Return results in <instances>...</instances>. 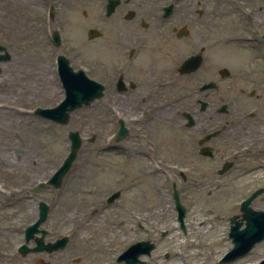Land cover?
<instances>
[{
    "label": "rangeland",
    "instance_id": "374dc122",
    "mask_svg": "<svg viewBox=\"0 0 264 264\" xmlns=\"http://www.w3.org/2000/svg\"><path fill=\"white\" fill-rule=\"evenodd\" d=\"M197 9L214 12L220 33L228 39L226 58L221 59L217 51L214 58L231 74L229 98L222 100L229 111L224 118L229 127L223 136L229 141L220 145L226 147L227 154L215 156L213 173L207 178L188 179L190 184L182 191L181 179L167 173L150 148L133 144L129 137L116 142L117 120L126 115L119 113L110 99L75 111L66 126L33 114L35 108H52L64 97L57 55H64L74 70L86 55L93 58V46L82 44L88 40L87 30L83 38H76L72 29L77 23L88 28V19H69L65 34L68 43L59 50L44 45L33 20L22 18L16 26L11 35L16 47L7 50L10 60L0 63V190L16 193L12 188L21 180L27 181V186L45 180L68 154L67 133L77 131L83 140L62 186L52 189L54 205L45 227L54 240L69 237L66 248L54 255L55 262L117 264V256L134 240L130 239L128 223L139 207L147 210L158 236L166 231L173 245L158 252L151 264H197L198 258L203 260L205 256L210 258L206 264L252 260L259 264L264 260L263 240L246 255L221 261L233 248L229 218L241 219L240 203L263 190L251 208L264 210V0H198ZM249 69L260 88L253 96L249 91L257 87L238 77ZM241 88L246 90L243 95L237 91ZM219 100L215 97L214 103L220 106ZM225 161L232 166L219 175ZM257 161L263 164L261 173L254 168ZM140 168L146 174L140 175ZM172 182H176L186 208L185 233L176 221ZM115 192H120L119 198L107 204V198ZM9 196L0 195L5 201L0 207V220L12 215L13 211L4 206L11 202ZM135 235V239L144 236L138 228ZM217 239L223 242L214 243ZM258 245L261 249L256 257L253 253ZM165 251L170 254L169 260L162 256ZM196 252L201 255L197 259Z\"/></svg>",
    "mask_w": 264,
    "mask_h": 264
},
{
    "label": "flooded vegetation",
    "instance_id": "af4514ba",
    "mask_svg": "<svg viewBox=\"0 0 264 264\" xmlns=\"http://www.w3.org/2000/svg\"><path fill=\"white\" fill-rule=\"evenodd\" d=\"M197 3L198 0H0V45L6 50L16 47L11 35L20 19L26 18L33 20L45 46L59 50L68 43L65 34L69 19H88L87 29L78 23L72 28L76 38H83L87 30L88 40L82 44L92 45L94 50L93 58L86 55L79 60L77 70L103 86V95L97 101L108 98L119 113L126 115L117 120L118 128L123 121L128 141L150 148L163 169L181 179L182 191L190 184L188 179L207 178L213 173L215 156L227 154L226 147L220 145L229 141L223 136L229 127L224 119L229 111L226 108L222 112L220 107L224 105L222 100L229 98L231 76L221 77V70L226 68L219 67L214 58L215 51L221 59L226 58L228 39L219 31L217 15L198 10ZM91 30L94 38L88 34ZM190 57H198L199 66L182 74L181 67ZM9 60L10 55L0 63ZM252 74L249 69L238 77L257 87ZM214 82L216 89H203ZM257 89L260 88L250 89L249 96L256 95ZM237 91L243 95L246 90ZM215 97L221 99L220 106L214 103ZM143 171L140 168L138 172L146 174ZM32 176H36L35 171ZM36 184L37 181L27 186V181H19L12 188L19 196L0 190V195H10L11 202L4 206L13 211L10 218L3 216L0 220V264H59L54 255L61 251L38 250L39 239L46 248L55 241L45 227L54 200L51 186L37 191ZM173 184L178 188L176 182ZM22 192L26 194L20 195ZM40 202L48 207L47 220L41 227L45 234L30 235L27 229L38 219ZM3 203L0 198V207ZM135 214L128 223L130 239L134 240L127 248L140 242L151 243L149 255L140 258L142 264H151L158 252L173 247L171 236L166 231L158 236L144 208L139 207ZM137 228L144 234L140 239H135ZM162 256L170 258L168 251Z\"/></svg>",
    "mask_w": 264,
    "mask_h": 264
},
{
    "label": "water",
    "instance_id": "95a60500",
    "mask_svg": "<svg viewBox=\"0 0 264 264\" xmlns=\"http://www.w3.org/2000/svg\"><path fill=\"white\" fill-rule=\"evenodd\" d=\"M93 37V33H90ZM57 40V38H56ZM0 50H4L0 47ZM7 55L0 58L7 59ZM58 74L62 82L64 89V99L55 107L52 108H36L34 115L41 117L45 120H49L59 125H67L70 119L71 113L83 107H88L96 99L102 97L103 87L88 79L82 71L73 72L69 66L68 60L64 56H58ZM199 66V62L195 58H190L183 66L182 73H189L196 70ZM222 75H227L226 71L222 72ZM209 87V86H207ZM225 106L222 108L224 111ZM127 130L121 122V127L116 135V141H120L126 137ZM68 139L70 142V149L67 157L64 159L61 166L54 172V174L45 182H40L37 189H41L46 185H51L55 189H59L63 183L64 177L69 173L73 162L77 158L78 151L81 147L82 140L78 132H69ZM229 164H225L220 173H223L229 169ZM261 190L256 191L246 200L241 203L240 210L242 212L243 220H245V228L240 230L242 222L237 221L235 217L230 218V233L229 237L232 239L234 247L229 251L222 262H230L239 257L246 255L255 244L264 240V211H254L249 205L251 202L261 194ZM120 196L119 192L113 193L108 199L107 203L111 204ZM173 199L175 204V210L177 211V221L180 223L181 229L185 232L184 218L186 214L185 208L179 201V195L174 190ZM39 218L27 229V233L33 235V233L45 234V231L38 230V227L45 222L48 209L44 203L39 205ZM68 242L67 237H63L57 240L55 243L50 244L47 248L41 245V239L38 240V250L47 249L48 251H57L65 247ZM151 245L148 243H139L134 247L124 251L117 259L118 262H125V264H136L138 257L143 253H149ZM264 264V260L260 263Z\"/></svg>",
    "mask_w": 264,
    "mask_h": 264
},
{
    "label": "bare ground",
    "instance_id": "6f19581e",
    "mask_svg": "<svg viewBox=\"0 0 264 264\" xmlns=\"http://www.w3.org/2000/svg\"><path fill=\"white\" fill-rule=\"evenodd\" d=\"M260 162H261V161H260ZM260 162L257 161V162H256V165H255V167H254L256 170H258L256 173H261V172H262L263 164L260 163ZM222 242H223V239H217L214 243H216V244L219 245V244H221ZM260 249H261V247L258 245V246L256 247V249H255L256 251H254V253H253L256 257H257V252L260 251ZM195 256H196V259H197V257H199V256H201V255H200L199 253L196 252V253H195ZM194 259H195V257H194ZM209 259H210L209 256H205L203 260H201L200 258H198V260H197L196 263L198 264L199 262L202 261L203 264H206V263L209 261ZM241 260H243V259H241ZM254 262H255V260H252V261H250V262H244V263L242 262V263H240V264H245V263H246V264H254ZM236 264H237V263H236Z\"/></svg>",
    "mask_w": 264,
    "mask_h": 264
}]
</instances>
